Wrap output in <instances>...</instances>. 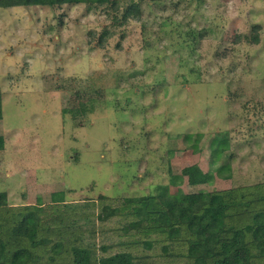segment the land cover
I'll use <instances>...</instances> for the list:
<instances>
[{"label": "rangeland", "instance_id": "obj_1", "mask_svg": "<svg viewBox=\"0 0 264 264\" xmlns=\"http://www.w3.org/2000/svg\"><path fill=\"white\" fill-rule=\"evenodd\" d=\"M134 1L126 21L128 0L0 8L1 220L33 205L53 226L65 203H89L96 221L101 196L162 189L264 194V0ZM193 164L209 182L182 177ZM251 200L248 219L262 205Z\"/></svg>", "mask_w": 264, "mask_h": 264}, {"label": "trees", "instance_id": "obj_2", "mask_svg": "<svg viewBox=\"0 0 264 264\" xmlns=\"http://www.w3.org/2000/svg\"><path fill=\"white\" fill-rule=\"evenodd\" d=\"M106 2L113 11L120 9L118 0H0V8L60 7L74 3L101 6ZM140 13L134 0L122 5L123 21L139 18ZM258 28L256 25L254 29ZM112 34L104 29L98 35V45H104ZM251 40L258 42V34L254 33ZM2 120L0 93V124ZM199 137L183 136L184 141L191 143L192 152L199 150ZM213 142L214 150L219 145L214 153L217 158L222 157L221 149L228 146L225 142ZM4 147L5 137L0 132V151ZM226 163L217 173L230 168ZM182 177L191 185L209 182V174L197 164L184 167ZM257 186L263 189L264 184ZM255 189H162L158 194L126 198L119 205L114 199L101 196L96 221L89 219V203H65L66 212L53 216V226L48 222L42 224L40 207L21 206L17 208V223L0 219V264H264V194L257 195ZM251 199L262 205L253 209L248 219L247 209L253 208ZM6 203V194L0 192V208ZM65 217L69 218L63 221ZM182 234L184 241L180 240Z\"/></svg>", "mask_w": 264, "mask_h": 264}]
</instances>
